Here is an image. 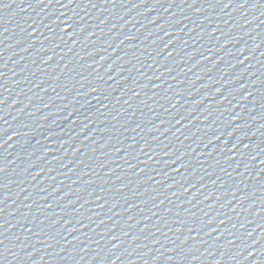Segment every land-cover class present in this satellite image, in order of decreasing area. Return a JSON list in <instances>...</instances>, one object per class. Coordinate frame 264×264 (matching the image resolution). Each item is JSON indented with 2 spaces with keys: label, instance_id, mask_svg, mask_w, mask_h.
I'll list each match as a JSON object with an SVG mask.
<instances>
[{
  "label": "water",
  "instance_id": "95a60500",
  "mask_svg": "<svg viewBox=\"0 0 264 264\" xmlns=\"http://www.w3.org/2000/svg\"><path fill=\"white\" fill-rule=\"evenodd\" d=\"M0 169V264L264 214V0H0Z\"/></svg>",
  "mask_w": 264,
  "mask_h": 264
},
{
  "label": "snow or ice",
  "instance_id": "6c2138e0",
  "mask_svg": "<svg viewBox=\"0 0 264 264\" xmlns=\"http://www.w3.org/2000/svg\"><path fill=\"white\" fill-rule=\"evenodd\" d=\"M73 2H74V0H73ZM0 171H2V169H0Z\"/></svg>",
  "mask_w": 264,
  "mask_h": 264
}]
</instances>
